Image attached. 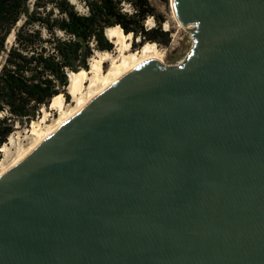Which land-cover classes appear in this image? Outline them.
I'll return each mask as SVG.
<instances>
[{"label": "water", "instance_id": "1", "mask_svg": "<svg viewBox=\"0 0 264 264\" xmlns=\"http://www.w3.org/2000/svg\"><path fill=\"white\" fill-rule=\"evenodd\" d=\"M171 3L186 59L143 62L0 176V264H264V0Z\"/></svg>", "mask_w": 264, "mask_h": 264}, {"label": "trees", "instance_id": "2", "mask_svg": "<svg viewBox=\"0 0 264 264\" xmlns=\"http://www.w3.org/2000/svg\"><path fill=\"white\" fill-rule=\"evenodd\" d=\"M149 17L156 22L151 27ZM164 21L150 0H0V148L16 122H30L57 94L69 97V72L88 70L96 51L113 50L107 28L132 34L136 49L168 45Z\"/></svg>", "mask_w": 264, "mask_h": 264}, {"label": "rangeland", "instance_id": "3", "mask_svg": "<svg viewBox=\"0 0 264 264\" xmlns=\"http://www.w3.org/2000/svg\"><path fill=\"white\" fill-rule=\"evenodd\" d=\"M34 0H29V4L32 5ZM150 2L156 7V9L165 17V21L162 23V27L168 30L170 33L171 41L168 45L155 43L157 47L156 57L161 59V63L164 65H176L183 62L189 54L193 45L192 29H185L181 27L178 20L173 13V7L171 0H150ZM146 24L151 27L156 24L152 17L146 20ZM14 40V31L9 35L7 45L10 46ZM125 43L128 44V49L120 48V45L115 44L113 50L109 51V55L105 56L101 51H96L94 58L102 61L103 74L108 72V69L113 63L121 64L122 57L129 55L132 51L141 50L142 46H138L136 49L133 47L132 34L130 37L125 38ZM137 42V40H136ZM146 43V42H145ZM141 54V52H140ZM5 53L0 57V65L4 59ZM90 68V65H89ZM93 72H89L85 86L83 88L84 94L88 93L90 77ZM69 97H65L64 94V108L63 111H68L77 104L76 96L73 95L69 88H67ZM62 112L60 108L56 106H43L40 109V113L32 119L30 122L18 123L16 122L14 131L10 134L5 142V149L1 150L0 169L3 165H7L12 162L21 151L26 150L38 137V134L44 131L48 126L54 124L61 116Z\"/></svg>", "mask_w": 264, "mask_h": 264}, {"label": "bare ground", "instance_id": "4", "mask_svg": "<svg viewBox=\"0 0 264 264\" xmlns=\"http://www.w3.org/2000/svg\"><path fill=\"white\" fill-rule=\"evenodd\" d=\"M174 13V12H173ZM175 16V14H174ZM177 19V17L175 16ZM178 20V19H177ZM179 22V21H178ZM180 23V22H179ZM181 27L187 29H193V24L183 25ZM107 35L112 39L115 44L120 45L122 49H128V44L124 42L125 38L130 37L131 34H126L120 26H112L107 28ZM105 56L109 55V51H101ZM141 52V54H140ZM157 47L155 43L146 42L143 44L141 50L132 51L129 55L122 57V63H113L108 72L103 74L102 72V61L92 57L90 59V68L80 69L77 72H69V91L76 96L77 104L68 111H63L64 108V96L62 93L55 95L50 104L51 106H56L60 108L62 114L57 119V121L48 126L44 131L38 134L36 140L26 149L18 153L19 155L9 164L3 165L0 169V176L7 171L11 166L28 154L37 144H39L43 139H45L49 134L57 130L61 125L72 118L81 108H83L90 100L95 98L103 90L107 89L111 84L116 82L118 79L129 73L131 70L142 64L143 62L156 59L160 62L161 59L156 57ZM89 72H93L90 77L89 90L87 94L82 93L85 86L86 78ZM6 147L5 143L1 146V150Z\"/></svg>", "mask_w": 264, "mask_h": 264}]
</instances>
